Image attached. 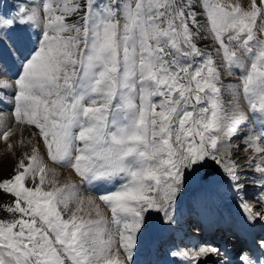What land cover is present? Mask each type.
Here are the masks:
<instances>
[{"label": "snow or ice", "instance_id": "snow-or-ice-1", "mask_svg": "<svg viewBox=\"0 0 264 264\" xmlns=\"http://www.w3.org/2000/svg\"><path fill=\"white\" fill-rule=\"evenodd\" d=\"M0 104V264H264V0H0Z\"/></svg>", "mask_w": 264, "mask_h": 264}, {"label": "rangeland", "instance_id": "rangeland-1", "mask_svg": "<svg viewBox=\"0 0 264 264\" xmlns=\"http://www.w3.org/2000/svg\"><path fill=\"white\" fill-rule=\"evenodd\" d=\"M2 2L3 3H11L12 0H2ZM205 43H206L205 41H201L200 42V46L204 47ZM233 72H234V74H228L227 72H224L223 75H222V80H223V83H224V86H225L224 90H223V98H224L225 103H227L231 99V90L234 89L235 85L239 83V79H238L239 69H234ZM3 105L4 104H0V108H1L0 109V114H4V115L6 114L7 115L8 111L4 110L5 108L3 107ZM4 106L7 107L6 105H4ZM2 108H3L4 111L2 110ZM17 138H23V137H21L20 133H17ZM241 155H243V153H241ZM12 162H13V160H12L11 156L8 154V151H7V145L5 144V142L0 140V167H2L3 170L6 172ZM57 171H58V173L60 175L61 181L72 180L73 179V176H72L70 170L57 168ZM187 207H188V201L185 202L184 208L187 209ZM186 213L182 209L181 220H180V223L178 224L179 226L176 225V227L178 226L177 235H182L183 233L188 232L189 230L190 231L192 230V228H191L192 227V223L190 224V220H189V217H191V215L189 214V212L187 214ZM106 215L108 217H110V212H107ZM191 221L194 222L195 220L192 218ZM188 223H189V229L185 230L186 226L188 225ZM182 224H183V226L181 227ZM182 229H184V231H182Z\"/></svg>", "mask_w": 264, "mask_h": 264}, {"label": "bare ground", "instance_id": "bare-ground-1", "mask_svg": "<svg viewBox=\"0 0 264 264\" xmlns=\"http://www.w3.org/2000/svg\"><path fill=\"white\" fill-rule=\"evenodd\" d=\"M227 202H225L224 205L220 209V216H221L222 220H225L226 221V218L228 217V219L231 222H238L239 219H240V212H239V210L237 209V207L233 203H230L231 201H229L228 203ZM192 218H193L192 216L189 217L190 224L192 223V221H191ZM188 232H190V230ZM196 234H198V232ZM155 254H160V253H157L156 252ZM153 255H154V252L153 253L151 252V254L146 253L145 256H143V257H146L145 259H151L153 257Z\"/></svg>", "mask_w": 264, "mask_h": 264}]
</instances>
